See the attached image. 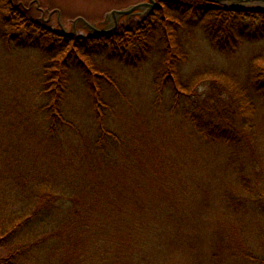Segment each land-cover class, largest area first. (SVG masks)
Masks as SVG:
<instances>
[{
  "label": "trees",
  "instance_id": "trees-1",
  "mask_svg": "<svg viewBox=\"0 0 264 264\" xmlns=\"http://www.w3.org/2000/svg\"><path fill=\"white\" fill-rule=\"evenodd\" d=\"M193 27L217 53L232 56L245 42L264 39V11L213 8L201 0L164 1L121 34L68 39L25 18L11 0H0L4 47L10 52L40 49L46 58L37 84L42 91L32 97L31 111L13 115L19 123L9 124L12 148L0 151V264H152L145 256L150 245L156 244V236L170 238L182 217L178 186L162 183L168 198L159 199L151 191L155 170L141 172L142 162L136 157L108 156L119 145L117 133L108 128L111 105L104 91L116 83L111 68L94 57L103 55L107 61L137 68L158 56V94L170 89L178 105L190 98L179 67L186 53L181 36ZM72 66L82 72L91 93L97 130L92 143L77 138L78 122L64 111ZM209 73H203L199 83L208 79L221 84L230 96L229 107L213 110L196 103L185 108L184 119L206 144L239 151L254 127L256 101L264 102V49L251 59L245 81L223 71ZM5 132L6 128L0 135ZM15 157H22V162L16 163ZM157 157L163 162L167 158ZM178 165L171 161L169 181L178 178ZM134 184L131 194L128 188ZM253 260L264 264V258Z\"/></svg>",
  "mask_w": 264,
  "mask_h": 264
},
{
  "label": "rangeland",
  "instance_id": "rangeland-1",
  "mask_svg": "<svg viewBox=\"0 0 264 264\" xmlns=\"http://www.w3.org/2000/svg\"><path fill=\"white\" fill-rule=\"evenodd\" d=\"M142 1L12 0V3L19 5L25 18L47 29L58 31L62 25L71 31L78 17L106 27L110 23L109 12ZM139 21L135 16L122 18L116 32L121 34ZM87 34L80 24L77 36ZM181 42L186 53L179 72L190 98L181 99L178 105L173 104L170 89H163L161 97L158 94L155 85L158 56L137 68L120 61H107L103 55L94 57L98 64L111 68L116 83V87L104 91L111 105L108 128L117 133L119 145L108 156L136 157L142 162L141 172L147 168L149 173L155 170L151 191L160 195L159 199L168 198V190L162 183L166 187L178 186L182 217L170 238L156 236V244L150 245L145 256L149 255L152 264H259L252 259L264 258V102L256 101L254 127L239 151L199 139L184 119V110L193 104L213 110L228 108L227 90L208 79L200 84L203 73L223 71L245 81L251 59L264 49V39L245 42L232 56L213 50L196 27L184 31ZM41 52L40 49L10 52L0 39V131L6 128L5 136L0 135L3 154L12 148L8 140L9 124L19 123L15 117L20 112L31 111L32 97L42 91L40 86L37 88L41 82L40 67L46 59ZM82 75L76 66L70 68L64 111L78 122L77 138L82 143H92L97 130L90 112L91 93ZM158 155L167 158L158 161ZM21 159L15 157V162H22ZM173 160L180 164L178 171L175 169L179 176L169 181L166 175ZM135 186L128 188L131 194L135 193L136 190L132 191ZM159 242L166 245L160 248Z\"/></svg>",
  "mask_w": 264,
  "mask_h": 264
},
{
  "label": "water",
  "instance_id": "water-1",
  "mask_svg": "<svg viewBox=\"0 0 264 264\" xmlns=\"http://www.w3.org/2000/svg\"><path fill=\"white\" fill-rule=\"evenodd\" d=\"M173 1V0H166ZM212 7L223 8L234 11H245V10H256L264 11V0H202ZM18 7V6H16ZM158 7L156 0H145L143 2L131 5L126 9L112 10L107 14V19L110 23L106 27L98 26L95 23L87 21L83 17H78L74 21L73 30L67 31L66 28L60 25V30L55 31L61 36L73 37L77 35V27L80 24L83 25L85 30L88 32V37H100L113 34L119 26L122 18L129 19L132 16L139 18L140 20L145 19L151 12ZM53 12L60 13L59 10Z\"/></svg>",
  "mask_w": 264,
  "mask_h": 264
},
{
  "label": "flooded vegetation",
  "instance_id": "flooded-vegetation-1",
  "mask_svg": "<svg viewBox=\"0 0 264 264\" xmlns=\"http://www.w3.org/2000/svg\"><path fill=\"white\" fill-rule=\"evenodd\" d=\"M35 1H36V0H35ZM164 1H166V0H156V2H157L158 5H159L158 8L161 7L162 2H164ZM166 2H170V1H166ZM72 38H74V39H82V37H79V36H76V37L73 36ZM72 38H71V39H72ZM88 39H93V38H88Z\"/></svg>",
  "mask_w": 264,
  "mask_h": 264
}]
</instances>
